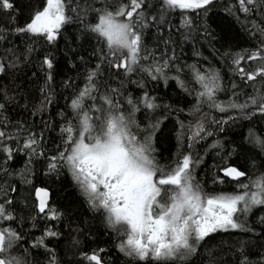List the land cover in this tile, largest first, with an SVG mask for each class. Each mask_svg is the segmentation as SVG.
Returning <instances> with one entry per match:
<instances>
[{
    "label": "snow or ice",
    "instance_id": "6c2138e0",
    "mask_svg": "<svg viewBox=\"0 0 264 264\" xmlns=\"http://www.w3.org/2000/svg\"><path fill=\"white\" fill-rule=\"evenodd\" d=\"M0 264H264V0H0Z\"/></svg>",
    "mask_w": 264,
    "mask_h": 264
},
{
    "label": "trees",
    "instance_id": "16d2710c",
    "mask_svg": "<svg viewBox=\"0 0 264 264\" xmlns=\"http://www.w3.org/2000/svg\"><path fill=\"white\" fill-rule=\"evenodd\" d=\"M212 23V21H210ZM213 27H216V24H212ZM75 26H70L69 31L74 32ZM63 46V45H62ZM209 163L211 160L209 159ZM37 184H41L42 182H46L51 186L53 199L63 207H71L74 209L75 217H79L80 220L89 219L90 213L87 211V208L82 204L77 196L75 189L70 186V179L66 176H62L59 180L55 177L48 179L43 177L42 175L37 179ZM93 226H95V221H89ZM67 239V233H66ZM63 244L64 241H61Z\"/></svg>",
    "mask_w": 264,
    "mask_h": 264
}]
</instances>
